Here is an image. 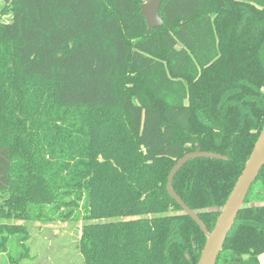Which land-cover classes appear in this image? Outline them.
Segmentation results:
<instances>
[{
    "label": "trees",
    "instance_id": "obj_1",
    "mask_svg": "<svg viewBox=\"0 0 264 264\" xmlns=\"http://www.w3.org/2000/svg\"><path fill=\"white\" fill-rule=\"evenodd\" d=\"M8 0L0 18V252L81 221L82 264H197L264 126V0ZM6 11L4 13H6ZM57 215V216H56ZM27 237V238H26ZM264 167L217 264H262ZM19 258L3 264H23Z\"/></svg>",
    "mask_w": 264,
    "mask_h": 264
},
{
    "label": "water",
    "instance_id": "obj_2",
    "mask_svg": "<svg viewBox=\"0 0 264 264\" xmlns=\"http://www.w3.org/2000/svg\"><path fill=\"white\" fill-rule=\"evenodd\" d=\"M163 1L164 0H146L142 6V14L144 15L150 28L158 27L164 22V19L160 14ZM198 157L227 159V156L225 155L202 151L200 149L186 153L177 161L171 170L167 188L172 197L175 198L182 206L185 213L196 221V223L201 227L202 231L207 236L206 243L197 264H217L219 255L225 246V242L229 233L236 223L238 214L243 208L247 196L254 182L258 178L260 171L264 167V126L256 141L254 149L246 162L244 170L238 178V181L236 182L225 205L221 209L215 226L212 230L208 229L206 223L192 208H190L184 202V200L180 197V195L177 194L174 188V178L178 171L189 160Z\"/></svg>",
    "mask_w": 264,
    "mask_h": 264
},
{
    "label": "rangeland",
    "instance_id": "obj_3",
    "mask_svg": "<svg viewBox=\"0 0 264 264\" xmlns=\"http://www.w3.org/2000/svg\"><path fill=\"white\" fill-rule=\"evenodd\" d=\"M7 4L8 0H0V18L4 21L11 17L10 12L6 11ZM3 201L0 193V205ZM81 224V221L64 222L60 219L53 224L33 226L29 238L26 237V245L23 244V234H8V246L6 251L0 252V264L9 262L10 257L16 259L24 255L26 246L28 256L22 258L23 264H82L83 256L78 249ZM5 233L0 234V239Z\"/></svg>",
    "mask_w": 264,
    "mask_h": 264
},
{
    "label": "crops",
    "instance_id": "obj_4",
    "mask_svg": "<svg viewBox=\"0 0 264 264\" xmlns=\"http://www.w3.org/2000/svg\"><path fill=\"white\" fill-rule=\"evenodd\" d=\"M259 258H260L261 263L264 264V253H262V254L259 256Z\"/></svg>",
    "mask_w": 264,
    "mask_h": 264
}]
</instances>
